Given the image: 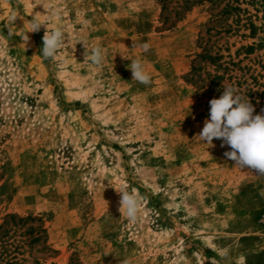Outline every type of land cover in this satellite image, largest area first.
I'll return each mask as SVG.
<instances>
[{"label":"rangeland","instance_id":"1","mask_svg":"<svg viewBox=\"0 0 264 264\" xmlns=\"http://www.w3.org/2000/svg\"><path fill=\"white\" fill-rule=\"evenodd\" d=\"M237 3L0 0V264H264V177L199 136L224 86L264 104L262 14ZM34 15L67 34L54 58Z\"/></svg>","mask_w":264,"mask_h":264},{"label":"clouds","instance_id":"2","mask_svg":"<svg viewBox=\"0 0 264 264\" xmlns=\"http://www.w3.org/2000/svg\"><path fill=\"white\" fill-rule=\"evenodd\" d=\"M38 5H42L44 8L43 3ZM52 14L58 15L59 10ZM16 18V16L12 17L13 22ZM42 27L45 29V33L42 37L43 47L40 52L44 58L51 59L66 42L67 34L62 26H58L50 32L47 22L41 21L35 15L31 21V30L28 32H39ZM27 33L25 35L28 41ZM81 42L85 48L84 61H90L96 65L101 64L104 50L97 46L92 48L91 54H89L86 43ZM139 46L144 52H148L150 49L148 43ZM128 67L132 72L133 81L145 86L151 83V76L139 59L131 60ZM209 104V118L205 119L204 127L199 133L201 140L211 146H213L214 138L221 140V147L227 145L231 149L224 153L225 157L234 161L236 166L241 169L248 168L258 177H264V115H254V105L249 99H245L239 89L233 85L224 86L220 98L211 99ZM116 191L120 196L118 211L126 210L128 220L135 222L141 210V198L134 191L130 192L124 187L116 189Z\"/></svg>","mask_w":264,"mask_h":264},{"label":"trees","instance_id":"3","mask_svg":"<svg viewBox=\"0 0 264 264\" xmlns=\"http://www.w3.org/2000/svg\"><path fill=\"white\" fill-rule=\"evenodd\" d=\"M238 1L239 0H235V3L237 5H239V3H237ZM247 3L254 8L256 14H262V20L264 22V0H247ZM227 9H234L236 11H241V9L239 7L233 6V8H232V6L229 4H227L225 6V11H227ZM263 26H264V24H263ZM250 29H255V26L253 23H250ZM217 79H220V78L215 77L211 80L210 83L215 82V80H217ZM239 91H240V94L245 97V99H249L250 102L254 105V107H255L254 115L255 114H261L262 110H264V104H263V100H262V94L263 93L259 94L258 91H253L252 88H249L248 86H246L243 91H241V90H239ZM216 97H217V95H215L213 98H216ZM213 98L212 97L209 98V101ZM207 108L208 109L210 108V104L207 105ZM209 112H210V110H209ZM261 115H264V113Z\"/></svg>","mask_w":264,"mask_h":264}]
</instances>
